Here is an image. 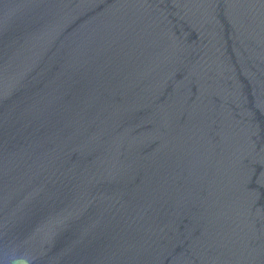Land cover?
I'll use <instances>...</instances> for the list:
<instances>
[{"label":"water","instance_id":"obj_1","mask_svg":"<svg viewBox=\"0 0 264 264\" xmlns=\"http://www.w3.org/2000/svg\"><path fill=\"white\" fill-rule=\"evenodd\" d=\"M0 264H264V0H0Z\"/></svg>","mask_w":264,"mask_h":264}]
</instances>
